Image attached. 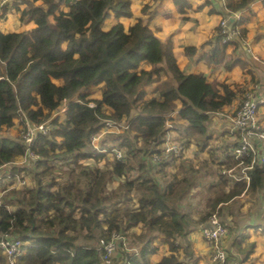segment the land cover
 Masks as SVG:
<instances>
[{
  "label": "trees",
  "instance_id": "trees-1",
  "mask_svg": "<svg viewBox=\"0 0 264 264\" xmlns=\"http://www.w3.org/2000/svg\"><path fill=\"white\" fill-rule=\"evenodd\" d=\"M255 1L225 0V8L231 16ZM131 2L24 0L13 2V9L1 8L0 19L12 11L20 24L34 27L22 32L0 28V167L24 156L19 139L5 132L25 120L46 121L63 102L67 104L63 118L52 119L51 134L37 138L34 152L39 160L10 169L11 174L29 176L27 189L13 188L0 197V239L11 233L23 242L15 264H100L99 240L113 232L126 235L137 226L141 231L128 244L138 245L137 254L131 256L119 246L118 264H185L178 252L188 257L191 229L205 224L215 211L227 226L221 220L223 205L244 189L243 183L198 188L208 172L205 163L194 168L181 161L177 172L167 175L163 163L151 161L167 131L166 117L177 107L175 119L186 125H173L174 129L186 145L195 141L202 147L208 141L209 116L232 105L237 92L207 82L202 74L182 72L170 43L161 42L142 19L125 31L119 19L132 16ZM180 11L184 13L182 7ZM111 14L113 23L106 29ZM216 31L210 51L198 60L225 71L235 66L244 70L247 64L226 55L228 44H220L219 28ZM244 33L241 30L237 39ZM196 52L186 48L183 53ZM92 89L100 90L99 98H89L87 91ZM105 120L126 126L100 143L102 149H122L121 161L109 160L106 151L96 154L90 144ZM73 158L77 176L68 164L62 172L53 165ZM90 159L93 167L79 163ZM65 176L69 182L62 183ZM194 190L204 199L197 222L180 205ZM262 191L264 169H258L251 174L249 192ZM154 234L163 236L170 255L153 260ZM252 250L253 245L246 256ZM0 264H6L1 249Z\"/></svg>",
  "mask_w": 264,
  "mask_h": 264
},
{
  "label": "crops",
  "instance_id": "crops-1",
  "mask_svg": "<svg viewBox=\"0 0 264 264\" xmlns=\"http://www.w3.org/2000/svg\"><path fill=\"white\" fill-rule=\"evenodd\" d=\"M181 1L182 4L179 6L175 0H132V16L130 18H120L119 22L122 24L124 30L127 31L138 19H142L161 42L170 43L177 65L182 72L192 75L202 74L205 76L207 82L216 81L228 86L232 91L237 92L236 99L233 101L232 105L223 108L220 112L212 113L209 116L210 118L206 124L207 144L205 146L202 144L201 147L195 141H191L190 144L186 145L188 148L185 157H183V160L186 161L185 163L188 162L187 164L194 168L200 167L204 165V163L208 165V172L205 175V179L198 184V188H208L216 185H220L221 188H223L226 183L218 175L216 161L220 156L219 154L225 150L228 145L226 133L229 126V119L239 105L241 94L244 89L256 86L258 98H264V5L258 0L251 3L247 9L236 13L238 15V20L243 19L245 21L243 24L239 25L240 30H244L245 33L241 40L235 38L237 43L234 41L235 43L228 44L225 53L229 58L240 59V61L245 62L247 66L244 70L239 66H235L230 71H225L221 65H209L203 60H198L200 56L210 51L211 45H209V42L214 39L220 20L230 16L225 8V0ZM40 4V1L35 3V5ZM181 7L184 13H181ZM61 9L66 11L63 7ZM112 23L113 15L111 14L110 19L106 21V29H108ZM24 26L28 29L34 27L32 24ZM186 48H194L197 52L192 56H185L183 52ZM152 90L153 87L149 89L150 92H152ZM99 97L100 90L98 91L96 99ZM66 105L65 102V106ZM178 108L179 107L170 114L171 116L168 119L172 122L171 126L173 128L171 138L176 141H180L179 139L183 141L182 135L177 129H174L173 126L181 124L186 125V123L175 119L177 116L176 112L179 111ZM63 115L64 114L60 115V117L63 118ZM257 121L264 127V105L259 106ZM15 128L18 130L19 126L16 125ZM16 137V139H18V131ZM181 161L175 162L173 166L168 167L165 165V173L167 175L176 173ZM13 166L15 165L2 166L0 173H10V169ZM18 166L22 167L21 165L15 167ZM4 178L6 177H2L0 180V191H2L0 196L3 192L16 187L13 179V185L10 186V184H8L9 181L7 184H4ZM207 181L210 182L209 186L206 184ZM241 183L244 184L242 193L223 206L226 207L231 202L242 197L243 199L246 198V202H243L242 208L235 210V212L229 210L227 213L228 216H225L222 211L221 220L227 223L229 235L222 241L221 245L225 251L228 252V255L232 256V260L238 259L242 264H264V226L262 223V219L264 218V191L256 193L249 192L250 183ZM234 185L227 184V186L232 188L236 186ZM3 188H5V190H3ZM197 190L192 191L191 195ZM252 196L259 197L258 206H262L263 211L260 217L258 213H255L257 217H252L254 213H249L250 210L246 212L251 200L249 197ZM253 204L254 201L252 200L250 209ZM215 212L217 214V211ZM239 212L246 215L241 221L238 220V215L236 214ZM235 222L237 224H235ZM200 226L201 225L194 226L187 236L189 243L187 251L188 257H185L183 251L180 250L178 252V257L184 261L185 264H212L210 260V249L201 237ZM140 231V226H137L130 229L126 235L138 234ZM153 236L154 239L151 245L156 248L153 260L170 255L168 246L163 242V236L159 234H154ZM129 240L130 237L127 241L129 242ZM251 245H253V250L246 256ZM132 247L138 250V245ZM240 251H242V253ZM119 253L120 251H117L114 256V259L117 260V264L121 262Z\"/></svg>",
  "mask_w": 264,
  "mask_h": 264
},
{
  "label": "built area",
  "instance_id": "built-area-1",
  "mask_svg": "<svg viewBox=\"0 0 264 264\" xmlns=\"http://www.w3.org/2000/svg\"><path fill=\"white\" fill-rule=\"evenodd\" d=\"M12 1L17 4L20 3V0H0V10L2 7L8 6ZM237 20L238 15L236 13L220 20L218 34L220 35L221 45L230 44L235 38L240 36V27L235 24ZM257 94L256 86L244 89L241 94L239 105L229 119V126L226 133L228 145L226 149L219 154L220 156L216 161L218 175L228 185L241 182L248 184L250 183L253 171L264 169V127L257 121L258 109L260 105H264V98L259 99ZM74 100L77 101V99ZM66 109L65 102H63V104L54 111L51 118L46 121L30 123L25 120L24 124L20 125L18 129V139L24 147V156L13 163L5 165L29 166L30 162H37L39 158L34 152V148L37 145V138L39 136H49L54 129L51 123L52 119L65 114ZM176 113L178 114L179 112ZM170 116L171 115H168L166 117L165 124L167 126V131L164 138L161 144L155 148V151L158 153H154L151 156V161L153 163H163L168 167L173 166L175 162L179 160L186 162L183 160V157H185L188 148L181 139H179L180 141H176L171 138L173 128L171 126L172 122L168 119ZM124 128H126L124 123L105 120L98 134L90 138V144L95 149V152H97L96 154L106 151L113 159L121 161L124 155L122 149H102L96 142L104 135L119 133ZM84 150L86 149L84 148ZM79 163L84 166L93 167V165L90 166L89 164L82 163V161ZM93 163L95 164V162ZM63 164H68L73 170L74 175L77 176L79 170L75 166V158L60 163L56 161L53 163L54 167ZM32 167L34 168L33 165ZM2 177H12L16 186L14 189L23 191L27 189L30 181L28 175H19L17 173H0V180ZM65 182H69L67 176L62 178V183ZM200 234L203 241L210 249V260L212 264H242L238 259H228V254L221 243L229 235V230L227 226L219 220L216 212L211 214L208 221L200 226ZM127 242L126 236L117 232H113L108 239H100L97 251L101 255V262L112 264L119 246L127 253L131 254V256L136 255L137 250L129 247ZM22 247L23 242L19 238L12 237L11 233H6L1 236L0 249L5 256L6 264L16 263V259L22 254Z\"/></svg>",
  "mask_w": 264,
  "mask_h": 264
},
{
  "label": "rangeland",
  "instance_id": "rangeland-1",
  "mask_svg": "<svg viewBox=\"0 0 264 264\" xmlns=\"http://www.w3.org/2000/svg\"><path fill=\"white\" fill-rule=\"evenodd\" d=\"M23 1L24 0H20V2H23ZM12 2L7 6L8 8H10V6L12 7V5L14 4ZM20 8H23V6L21 5ZM12 9H13V7H12ZM8 12H11V13H9V14L7 13V16L6 15L2 16L0 19V28L2 29L3 32H9V31L22 32V31L28 30V28H26L24 25L19 24V22L17 21V16L15 15L14 12H12V11H8ZM1 13L2 12H0V15H1ZM54 82H55V84L60 83L58 81H54ZM98 91L99 90L92 89V90L87 91V94L89 95L90 99H96ZM17 131H18L17 128H15L9 132H5L3 135L10 138V139L17 138L16 137ZM108 136L109 135L106 134L103 137H108ZM103 137H101V138H103ZM101 138L98 140V142H96L100 148L102 147V145H100L101 140H102ZM108 140H109V138H108ZM106 158L111 160L112 156L108 153ZM93 162H94L93 159L82 161V163L89 164L90 166L94 165ZM102 164H103V162H102ZM56 169H58L60 172H62V170L67 169V166H66V164L59 165L58 167H56ZM175 169H176V167H175ZM4 179H5L4 184H7L8 181H9L8 184H10V186L14 184L12 177L4 178ZM206 184H208L207 186H209L210 182L207 181ZM1 192L2 191H0V193ZM199 193H200L199 191L195 192L191 198L187 197V199L183 200L180 204L182 209L184 210V212H186V213H188L189 211L191 212L190 216L193 219V221H195V222L198 221L200 215L203 213L202 208H203V204H204V199L201 195H199ZM249 198L251 200H250L249 207L247 208L246 212H248L250 210L249 213H254L252 217H257V215L255 213H258V215L260 217L262 215L263 211H262V206H258L259 197L258 196H252ZM252 200L254 201L255 206L253 204V206L250 209V205L252 203ZM243 202H246V198L243 199V197H242V198H238L237 200L231 202L226 207L223 206V212H224L225 216L226 215L228 216L227 213L229 212V210L235 212V210H239L240 208H242ZM236 214L238 215L239 221L243 220V217L246 216V215H243L241 212L236 213ZM230 217H233V216H230ZM235 224H237V223L235 222ZM125 236L127 237V240L130 237L129 242H133V236L132 235H125ZM129 242H127V243L129 244Z\"/></svg>",
  "mask_w": 264,
  "mask_h": 264
},
{
  "label": "water",
  "instance_id": "water-1",
  "mask_svg": "<svg viewBox=\"0 0 264 264\" xmlns=\"http://www.w3.org/2000/svg\"><path fill=\"white\" fill-rule=\"evenodd\" d=\"M100 264H106V263H104V262H101Z\"/></svg>",
  "mask_w": 264,
  "mask_h": 264
}]
</instances>
